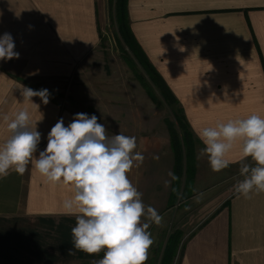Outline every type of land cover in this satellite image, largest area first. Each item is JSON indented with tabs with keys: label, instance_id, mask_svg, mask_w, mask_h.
Listing matches in <instances>:
<instances>
[{
	"label": "crops",
	"instance_id": "0c3cea01",
	"mask_svg": "<svg viewBox=\"0 0 264 264\" xmlns=\"http://www.w3.org/2000/svg\"><path fill=\"white\" fill-rule=\"evenodd\" d=\"M128 13L136 39L201 147L194 129L251 114L264 117V0H128ZM99 24L98 0H0V36L10 33L20 54L0 60V144L10 135L3 117L24 108L42 134L38 151L58 119L65 126L71 122L77 113L65 108L63 96L68 89L71 100L81 90V69L99 47ZM22 85L48 89L49 103L33 97L37 108L24 101ZM138 142L135 151L145 159L128 177L144 204L183 232L175 264H264V193L237 197L215 186L225 170H210L193 172L173 195L174 181L164 183L175 167L170 135ZM238 156L239 149L232 153ZM73 194L30 164L22 176L11 172L0 179V219L71 216L62 202Z\"/></svg>",
	"mask_w": 264,
	"mask_h": 264
},
{
	"label": "clouds",
	"instance_id": "9594fccd",
	"mask_svg": "<svg viewBox=\"0 0 264 264\" xmlns=\"http://www.w3.org/2000/svg\"><path fill=\"white\" fill-rule=\"evenodd\" d=\"M14 49L12 35L5 32L0 36V60L18 59L20 54ZM20 89L24 101L37 108L33 97L44 105L50 101L46 88L22 85ZM3 121L10 135L0 144V179L11 172L22 176L31 164L49 183L63 184L74 193L63 200L62 207L65 214L75 217L71 229L75 250L90 256L103 251L95 264H146L154 242L148 229L152 223L160 225L163 217L144 204L143 194L128 177L145 159L135 151L136 137L123 133L109 137L96 115L77 113L67 126L63 117L58 119L48 133L46 147L38 151L42 134L27 108L12 118L5 115ZM194 131L203 145L198 158L206 156L213 172L239 163L242 179L234 185L237 197L251 199L253 194L264 193V117L251 114ZM237 149L239 156L234 159ZM247 158L255 166L246 163ZM168 176L171 180H165V186L178 179L172 171Z\"/></svg>",
	"mask_w": 264,
	"mask_h": 264
},
{
	"label": "rangeland",
	"instance_id": "374dc122",
	"mask_svg": "<svg viewBox=\"0 0 264 264\" xmlns=\"http://www.w3.org/2000/svg\"><path fill=\"white\" fill-rule=\"evenodd\" d=\"M115 4L116 0H98L99 47L89 65L81 69V90L73 94L71 100V91L65 90V108L96 115L98 123L105 125L109 137L123 133L135 136L138 144L140 139L150 135H170L167 121H174L172 109L124 43L115 17ZM192 136L194 152L190 163L184 156L185 170L188 165L197 175H209L212 170L207 157L198 158L202 147ZM245 162L255 166L251 158ZM239 167H228L216 175L223 177L217 179L215 186L223 185L229 192H234V185L242 179ZM186 181L188 184L184 173L180 188ZM75 222L74 216L0 219V264H95L103 258L104 252L90 256L73 248L71 229ZM196 222L187 226L191 228ZM148 231L154 242L148 250L146 264H161L171 238L183 237V232L169 219L162 220L160 225L152 223ZM178 250L179 247L176 254ZM176 254L171 264H175Z\"/></svg>",
	"mask_w": 264,
	"mask_h": 264
},
{
	"label": "trees",
	"instance_id": "16d2710c",
	"mask_svg": "<svg viewBox=\"0 0 264 264\" xmlns=\"http://www.w3.org/2000/svg\"><path fill=\"white\" fill-rule=\"evenodd\" d=\"M115 17L124 43L133 52L139 65L148 75L151 83L158 89L162 98L172 109L174 121L171 122L168 120L167 124L170 133L172 149L175 155L174 173L178 177V179L174 180L173 182V195H176V191H178L181 186L184 173H186L187 179H189L190 174L192 176L194 172L193 167H188V165L186 166L185 170L184 162L185 155L188 163H190V159L193 156V133L185 115L184 109L179 104L178 99L174 96L165 80L161 77L143 51L131 29L128 13V0H116ZM179 239L180 238H178V236L171 238V241L173 240V242H169L167 251L164 254V259L162 260L161 264H171L173 262L174 255L176 254V250L179 247Z\"/></svg>",
	"mask_w": 264,
	"mask_h": 264
}]
</instances>
